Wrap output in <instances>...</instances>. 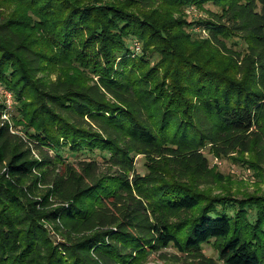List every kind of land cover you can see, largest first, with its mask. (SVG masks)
<instances>
[{
  "label": "trees",
  "instance_id": "16d2710c",
  "mask_svg": "<svg viewBox=\"0 0 264 264\" xmlns=\"http://www.w3.org/2000/svg\"><path fill=\"white\" fill-rule=\"evenodd\" d=\"M0 86V264H264V0H0Z\"/></svg>",
  "mask_w": 264,
  "mask_h": 264
},
{
  "label": "rangeland",
  "instance_id": "374dc122",
  "mask_svg": "<svg viewBox=\"0 0 264 264\" xmlns=\"http://www.w3.org/2000/svg\"><path fill=\"white\" fill-rule=\"evenodd\" d=\"M185 12L186 15H189L190 18H196L200 17L201 15H204L203 12L197 10V8L192 7L185 9ZM195 30L198 31L199 27H196ZM206 33L207 32L203 30L201 32V34L204 36L206 35ZM131 45V56H135L141 53L142 45L138 40H134ZM52 78H55V75H53ZM95 79H97L96 76ZM8 98L11 105L10 109L7 108V103L9 105V102H5ZM0 101L3 102L2 104H4L2 119L7 120L10 129H12L13 131L20 132L23 135V131L19 129V126H16L15 122L12 119L13 112L15 110L14 105L16 103L13 92L5 88L4 86H0ZM205 154L208 157L210 167H213L221 176V178L219 177V179L222 180V183L212 185V188L216 193L221 191L222 186L230 189L232 193H234L240 198L250 193H264V168L258 171L257 169H253L252 167H250L249 164H245L240 160H234L231 157L221 158L216 154L208 153L206 151ZM232 155L235 156V154ZM243 156H245V159L248 158L247 154H243ZM73 159V157H70V160ZM135 162L137 170L139 172H144L145 167L143 165V157L136 156ZM203 251L207 256L217 258V251L215 250L214 246H212V244L203 245ZM163 252H165L166 254L164 258H160L159 253H150L148 259L144 262V264H177V262L174 261V256H180V252L176 251V249L173 247L166 248Z\"/></svg>",
  "mask_w": 264,
  "mask_h": 264
},
{
  "label": "built area",
  "instance_id": "2783aa9c",
  "mask_svg": "<svg viewBox=\"0 0 264 264\" xmlns=\"http://www.w3.org/2000/svg\"><path fill=\"white\" fill-rule=\"evenodd\" d=\"M6 103L9 102V105L7 103V108L10 109L11 108V105H10V101H9V98L5 101ZM7 119V118H6Z\"/></svg>",
  "mask_w": 264,
  "mask_h": 264
}]
</instances>
